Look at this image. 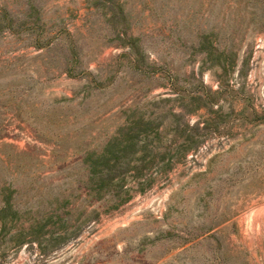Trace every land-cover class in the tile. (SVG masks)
I'll use <instances>...</instances> for the list:
<instances>
[{"label":"rangeland","instance_id":"374dc122","mask_svg":"<svg viewBox=\"0 0 264 264\" xmlns=\"http://www.w3.org/2000/svg\"><path fill=\"white\" fill-rule=\"evenodd\" d=\"M5 199L0 264H264V0H0Z\"/></svg>","mask_w":264,"mask_h":264},{"label":"trees","instance_id":"16d2710c","mask_svg":"<svg viewBox=\"0 0 264 264\" xmlns=\"http://www.w3.org/2000/svg\"><path fill=\"white\" fill-rule=\"evenodd\" d=\"M183 126L189 128L187 124ZM151 133L155 135L156 130L150 129L147 125L144 126L141 118H134L119 133L120 136H112L107 140L99 154L87 156L84 161L87 163L91 184L89 190L97 195L100 191H109L107 189H110V185L119 183L134 153H137V143L141 142L143 151L145 145L142 140ZM133 146L136 147L133 148ZM4 201L5 205L0 208V216L9 210L6 199Z\"/></svg>","mask_w":264,"mask_h":264}]
</instances>
